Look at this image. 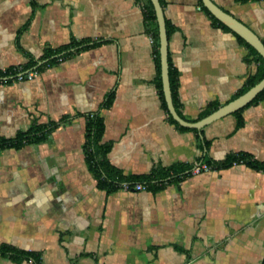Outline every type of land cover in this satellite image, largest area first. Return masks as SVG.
<instances>
[{"label":"crops","instance_id":"0c3cea01","mask_svg":"<svg viewBox=\"0 0 264 264\" xmlns=\"http://www.w3.org/2000/svg\"><path fill=\"white\" fill-rule=\"evenodd\" d=\"M212 1L264 43V0ZM145 3L0 0L1 72L40 65L47 49L71 41L88 45L27 69L31 79L0 81V137L62 120L44 141L0 150V246L36 252L40 264H263L264 170L238 163L187 171L237 153L264 163V98L201 129L171 121ZM160 3L173 103L196 122L239 96L258 64L202 0ZM98 112L108 160L123 175L173 166L183 175L144 190L98 187L83 150L87 116ZM0 264L34 263L0 254Z\"/></svg>","mask_w":264,"mask_h":264},{"label":"trees","instance_id":"16d2710c","mask_svg":"<svg viewBox=\"0 0 264 264\" xmlns=\"http://www.w3.org/2000/svg\"><path fill=\"white\" fill-rule=\"evenodd\" d=\"M234 1L237 3H246L251 0H234ZM204 9L213 18L215 22H217L224 29L232 32L237 37V39L249 49L250 56H252L253 60L256 61L258 64L257 73L248 79L247 85L245 87L240 89L238 93V95H240L243 92H245L247 89H249L251 86H253L255 83H257L264 76V59L242 37H240L238 34L232 31L225 24L220 22L216 17H214L210 13V11L207 8L204 7ZM144 11H145L147 24L150 27L151 34L155 43V58H156L155 63L158 71L156 85L159 90V96L162 102V106L168 113V109L162 89L160 58L158 52V28H157L155 12L150 0H146V3L144 5ZM166 30L168 37L170 28L167 24H166ZM85 41L86 40L71 41L67 45H63L55 49H51V48L47 49L40 59L43 60L44 62L41 63L40 65L36 66L38 61L35 62L29 61L27 64H25L24 66L18 69L17 68L9 69L5 72L0 71V81L14 79V77L12 78L10 76H15L19 72H25L27 69L32 68L34 66H36L35 69L38 70L45 65H50L58 61L59 59L61 60L65 56L72 53L71 49L76 47L75 51H78L79 49L87 47L88 45L85 44ZM247 60L249 59L247 58ZM169 79H170L173 102L175 103L176 102L175 91L177 84L176 74L175 71H173L170 67H169ZM263 98H264V89L261 92H259L247 105L255 104L260 100H262ZM110 100L111 99L109 97L105 101L104 106L108 105L110 103ZM210 105H211V110H214L215 108L218 107L217 103H211ZM240 110L235 111V113L240 112ZM209 112L210 111H206L203 114V116L207 115ZM168 116L171 121H173L175 124L177 123L170 116L169 113ZM60 122H62V120L59 122L51 123L52 125L50 126H43L39 124L32 125L27 130L18 132L16 136L13 138L7 139L0 137V150L5 147L20 148L29 143L44 141L47 138L48 133H50L54 127L58 126ZM103 133H104V121L100 112L92 113L88 115L86 120L85 142L83 144V150L85 152L87 165L94 174L97 180L98 187L105 189L107 191H112L114 189L121 188V184L124 182H127L129 184L141 182L146 186V188H149L151 186H163L164 184L169 183L171 180L177 179L178 177H181L183 175L184 170L183 169L181 170L180 167H176V166L169 168L157 167L154 168L151 171V173L147 175H141V176L123 175L108 160L107 154L111 148V143L103 140ZM238 163H243L259 170H264L263 162L256 161L251 156L245 153L233 154L229 156L224 162H210V163L208 162L207 164H209L212 167V169H218L223 166H230V165L232 166ZM187 173H189V170L187 171ZM0 254L9 256L10 258L13 259H19V260L29 259L34 264H40V256L38 253L24 249H19L7 244H3L0 246Z\"/></svg>","mask_w":264,"mask_h":264},{"label":"water","instance_id":"95a60500","mask_svg":"<svg viewBox=\"0 0 264 264\" xmlns=\"http://www.w3.org/2000/svg\"><path fill=\"white\" fill-rule=\"evenodd\" d=\"M152 3L157 28H158V52L160 58V71L162 80V89L164 93L165 102L168 111L172 118L176 120L180 125L186 127H194L201 129L205 125L231 114L245 105H247L252 99L264 89V76L253 86L247 89L245 92L229 101L228 103L218 107L205 117L201 118L196 122H188L184 120L178 113L173 103L170 79H169V62H168V37L166 30V22L163 12V7L159 0H150ZM203 6L207 8L210 13L216 17L220 22L229 27L232 31L242 37L248 44H250L264 59V43L261 41L259 36L250 29L243 22L238 20L236 17L226 12L215 4L212 0H202Z\"/></svg>","mask_w":264,"mask_h":264},{"label":"built area","instance_id":"2783aa9c","mask_svg":"<svg viewBox=\"0 0 264 264\" xmlns=\"http://www.w3.org/2000/svg\"><path fill=\"white\" fill-rule=\"evenodd\" d=\"M33 75H34V72L32 71L19 72L14 76V79L18 81L25 80V79H31ZM210 170H212V167L209 164L198 163L190 167L189 173L194 175V174H199L202 172H207ZM121 188L125 190H144L146 189V186L142 183L129 184L127 182H124L121 184Z\"/></svg>","mask_w":264,"mask_h":264}]
</instances>
